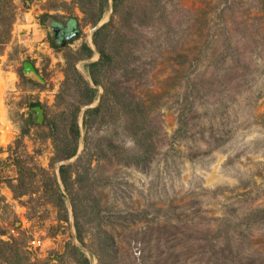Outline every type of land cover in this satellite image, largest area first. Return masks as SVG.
<instances>
[{
  "label": "rangeland",
  "instance_id": "obj_1",
  "mask_svg": "<svg viewBox=\"0 0 264 264\" xmlns=\"http://www.w3.org/2000/svg\"><path fill=\"white\" fill-rule=\"evenodd\" d=\"M110 2L98 24L113 18L111 42L120 46L121 62L104 79L120 99L142 104L141 121L131 127L142 125L143 142L112 112L109 125L87 132L84 150L83 105L78 151L57 160L44 115L60 121L61 111L72 110L76 92L63 85L65 57L84 42L92 47L91 58L76 61L90 79L86 65L99 58L96 29L71 0H15L11 35L0 47L1 261L79 264L76 246L89 264H264V215L256 213L264 208V0H128L115 15ZM45 13L53 18L43 24ZM68 18L78 33L57 44L47 24ZM24 61L43 82L24 75ZM94 87L89 106L103 92ZM104 138L123 154L106 151ZM141 143L151 155L137 162L132 155ZM17 160L25 194L12 187ZM62 164L70 165L67 187ZM60 192L66 222L53 202ZM76 192L99 211L83 223L84 244L74 226Z\"/></svg>",
  "mask_w": 264,
  "mask_h": 264
},
{
  "label": "trees",
  "instance_id": "obj_2",
  "mask_svg": "<svg viewBox=\"0 0 264 264\" xmlns=\"http://www.w3.org/2000/svg\"><path fill=\"white\" fill-rule=\"evenodd\" d=\"M128 0H112V12L113 15L119 14L122 12L124 8V4L127 3ZM71 2L78 7V9L83 13V21L86 24H91L92 26L97 25L103 17L104 12L109 6V0H71ZM15 0H0V47L5 44L11 35L12 25L15 19ZM44 19L42 23L45 24V17L53 18L52 15L45 13L42 16ZM54 20V19H52ZM76 20V19H75ZM113 18L109 22H106L100 25L93 34V44L95 45L96 49L99 52V58L95 61H91L87 63V71L90 77L91 82L77 69L76 61L78 59H88L91 58L93 49L87 43H83L81 47L73 52L70 55H67L66 58V65L64 69L65 79L63 85L66 89L72 88L76 92V103L71 108L72 110L69 112L66 110L61 111L57 117H60V121L64 124L65 127H60V121L56 119V117H50L44 115L43 123L44 125L48 126V136L53 139L54 142V152L55 158L57 160H65L73 157L79 148L80 138H81V130L78 120V114L80 111L81 106L87 105V108L84 110L82 115V127L85 130V135L83 139L84 143V150H86L89 146V140L87 136V132L92 129L94 126H101L103 124H110V118L112 112H115V115H118L126 121V125L128 128H133L132 135L139 142H143V139L138 137L140 133L139 128H142V125L139 128L131 127L135 121H141V116L143 114L142 104L140 102L135 101H125L119 98L116 95L115 83L109 81L105 78V73L108 72L109 66L119 65L120 55H121V48L118 44H116V40H113ZM47 28V27H46ZM53 45L56 44L52 41ZM100 85L103 88V92L99 98V102L95 106L91 105L97 97V89L94 86ZM40 106L42 111V105L39 101H35L32 103V107ZM114 115L113 120H116ZM113 117V116H111ZM30 122L35 123L32 119H29ZM64 120V122H63ZM38 124V123H37ZM130 124V125H129ZM26 130L21 128V134H25ZM106 151H110L113 154H123V148L118 144L116 145L113 140H106ZM20 140H16V144H19ZM140 148L138 149L137 153H134L132 159L135 161L142 160V158H148L151 155V148L147 149V147L139 145ZM83 150V151H84ZM84 155V154H83ZM82 156L78 159L80 160ZM121 158V156H120ZM124 160L129 158L122 157ZM20 161L17 160L18 166V184L12 185L14 190H20L18 193L25 194L28 191L24 190L26 188V181L23 171V166L20 165ZM70 165L62 164L59 167V173L63 184L67 187L68 186V178L69 176V169ZM28 174L32 176L30 169ZM54 182V179H51L47 182ZM80 181V177H77V182ZM53 182L51 184H53ZM51 190L49 187H46L47 194L50 193ZM57 199L55 202L56 206L59 209V217L58 220L60 222H66L68 220V209L65 204L64 195L60 192L58 193ZM72 200V209L74 213L75 219V229H76V237L79 242L83 243L84 240V227L83 223H89L91 220L90 214H94V212L99 215V211H95L93 207L87 208L88 204L86 198L76 192L74 196L70 198ZM95 206V205H94ZM89 207V206H88ZM81 212V215L78 212ZM257 216L264 215V208L257 210ZM86 216L83 220L82 217ZM248 218V215L246 216ZM216 233V232H215ZM218 235V233H217ZM107 236V235H106ZM101 248V249H100ZM13 249V248H12ZM19 247H14L12 250L15 253L16 262L18 260V256L20 255ZM75 254L77 256V263L79 264H89V259L84 256L83 252L79 250L76 246H73ZM99 250V254L104 250L102 246L97 248ZM4 260L7 261L6 255L3 256ZM20 258V257H19ZM0 264H4L0 259ZM8 264V263H7ZM11 264L12 263L11 261ZM19 264V262L15 263ZM21 264V262H20Z\"/></svg>",
  "mask_w": 264,
  "mask_h": 264
},
{
  "label": "flooded vegetation",
  "instance_id": "obj_3",
  "mask_svg": "<svg viewBox=\"0 0 264 264\" xmlns=\"http://www.w3.org/2000/svg\"><path fill=\"white\" fill-rule=\"evenodd\" d=\"M52 26L58 27L59 31L54 30ZM47 29L49 33L53 35L55 42L60 45L67 43L70 39L67 37H71L78 33L74 18H68L63 21L51 19L49 24H47ZM62 41H64L63 44Z\"/></svg>",
  "mask_w": 264,
  "mask_h": 264
},
{
  "label": "water",
  "instance_id": "obj_4",
  "mask_svg": "<svg viewBox=\"0 0 264 264\" xmlns=\"http://www.w3.org/2000/svg\"><path fill=\"white\" fill-rule=\"evenodd\" d=\"M110 3H111L110 6L112 8V0H111ZM100 22H101V20H100ZM99 25L100 24H97L96 26H94V29H97L99 27ZM52 28L54 30H56V31H59L58 27L52 26ZM67 38H70V36L67 37ZM63 42L64 41H62V44H63ZM23 73H24V75L34 77V78L38 79L41 82L44 81L43 78L41 77V75L39 74V72L36 70L35 66L30 61H24V63H23ZM88 81H91V80L88 79ZM98 102H99V100H98ZM33 109H34V111L36 113L38 122H40L41 121V107L40 106H34Z\"/></svg>",
  "mask_w": 264,
  "mask_h": 264
},
{
  "label": "built area",
  "instance_id": "obj_5",
  "mask_svg": "<svg viewBox=\"0 0 264 264\" xmlns=\"http://www.w3.org/2000/svg\"><path fill=\"white\" fill-rule=\"evenodd\" d=\"M32 244H35V243H37V244H40V241L39 240H36V239H34L32 242H31Z\"/></svg>",
  "mask_w": 264,
  "mask_h": 264
}]
</instances>
